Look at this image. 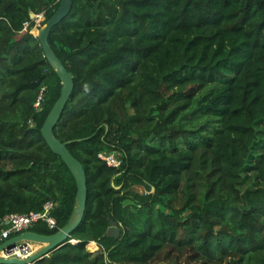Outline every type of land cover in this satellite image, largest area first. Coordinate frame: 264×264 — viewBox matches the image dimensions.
I'll return each mask as SVG.
<instances>
[{
	"label": "trees",
	"instance_id": "trees-1",
	"mask_svg": "<svg viewBox=\"0 0 264 264\" xmlns=\"http://www.w3.org/2000/svg\"><path fill=\"white\" fill-rule=\"evenodd\" d=\"M71 1L48 38L73 77L53 131L86 172V208L32 264H264V185L238 188L264 119V0ZM59 4L0 0V218L52 200L57 226L40 234L76 194L40 132L62 83L29 31Z\"/></svg>",
	"mask_w": 264,
	"mask_h": 264
},
{
	"label": "water",
	"instance_id": "water-1",
	"mask_svg": "<svg viewBox=\"0 0 264 264\" xmlns=\"http://www.w3.org/2000/svg\"><path fill=\"white\" fill-rule=\"evenodd\" d=\"M71 6V0H60L56 11L37 28V34L35 36L39 40L46 61L55 70L62 83L60 96L54 102L43 124H41L40 132L49 149L61 158L68 168V172L71 173L75 180V204L67 219L68 221L57 231L51 234H40L26 230L2 241L0 243V264H32L34 261L43 258L51 250L63 245L68 240L70 234L81 223L85 213L87 201L86 172L81 162L66 148L68 141L60 142L55 137L53 131L71 96L73 77L51 48L48 38L51 28L58 24L70 12ZM27 242L40 244L41 248L34 251L27 258H18L11 255L15 248L21 249L26 246L25 244Z\"/></svg>",
	"mask_w": 264,
	"mask_h": 264
},
{
	"label": "built area",
	"instance_id": "built-area-1",
	"mask_svg": "<svg viewBox=\"0 0 264 264\" xmlns=\"http://www.w3.org/2000/svg\"><path fill=\"white\" fill-rule=\"evenodd\" d=\"M30 18L33 21V26L29 30L32 34V28L40 26V23L45 21V15L43 12L38 14L30 13ZM30 21H25L23 23L22 30H27ZM43 90V89H42ZM42 90L40 91L37 99L34 103L36 109H40V102L42 100ZM98 158L103 161L107 166L118 168L122 165L121 154L119 152L111 151H101L97 154ZM56 207V204L52 200L46 201L42 208L37 211H29L27 213H8L0 218V243L4 240H7L11 236L17 235L23 231L29 230V228L37 223H44L49 229H54L57 226V221L53 216V211ZM94 241H90L87 243L86 248L89 251H92L91 247H89L90 243ZM26 246L20 248H15L12 252V256H16L18 258H27L30 254L34 252L33 243L27 242ZM96 247L95 250L98 249V245L94 242ZM94 251V250H93Z\"/></svg>",
	"mask_w": 264,
	"mask_h": 264
},
{
	"label": "rangeland",
	"instance_id": "rangeland-1",
	"mask_svg": "<svg viewBox=\"0 0 264 264\" xmlns=\"http://www.w3.org/2000/svg\"><path fill=\"white\" fill-rule=\"evenodd\" d=\"M42 24L43 23H40V26ZM37 28H39V26L32 28L33 34H36ZM255 130H256L257 139H256V142L253 143L254 145L252 148L251 155L246 163L245 169L241 173V181L238 183V188L241 191L245 190L246 188L250 186L264 185V172H263V175H259L258 170L256 168L257 164L264 157V119L255 124ZM116 187L119 188V186H116ZM33 246H34V251L41 248V245L37 243H33ZM89 247L92 248L91 252H96L98 250V249L95 250L96 247L93 242L90 243ZM159 256L160 257L156 258L155 263L162 261L161 256L163 255H159ZM171 256L172 258H170V261H173L175 258V253L172 254ZM155 263H150V264H155ZM177 264H184V259L180 257L177 260ZM185 264H189V263L185 262ZM222 264H240V263H238L237 257H229Z\"/></svg>",
	"mask_w": 264,
	"mask_h": 264
},
{
	"label": "bare ground",
	"instance_id": "bare-ground-1",
	"mask_svg": "<svg viewBox=\"0 0 264 264\" xmlns=\"http://www.w3.org/2000/svg\"><path fill=\"white\" fill-rule=\"evenodd\" d=\"M36 34H37V33H36ZM36 34H35V35H36ZM93 243H94V242H93Z\"/></svg>",
	"mask_w": 264,
	"mask_h": 264
}]
</instances>
